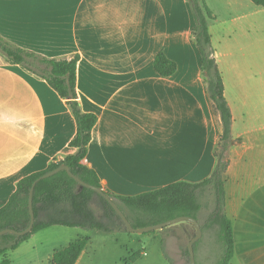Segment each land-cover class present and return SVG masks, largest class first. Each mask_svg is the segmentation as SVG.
I'll return each mask as SVG.
<instances>
[{"label": "crops", "instance_id": "0c3cea01", "mask_svg": "<svg viewBox=\"0 0 264 264\" xmlns=\"http://www.w3.org/2000/svg\"><path fill=\"white\" fill-rule=\"evenodd\" d=\"M206 2L216 16L210 31L233 112L225 174L235 244L230 264H264V77L256 61L264 18L251 0ZM193 23L188 0H0V34L8 41L48 58L80 56L78 99L98 116L85 164L105 190L124 196L201 182L216 166L222 123ZM161 51L177 64L171 76L154 67ZM76 132L67 99L0 51V208L23 177L74 153ZM46 229L58 237L34 242L27 264H48L74 234L87 236L77 227Z\"/></svg>", "mask_w": 264, "mask_h": 264}, {"label": "trees", "instance_id": "16d2710c", "mask_svg": "<svg viewBox=\"0 0 264 264\" xmlns=\"http://www.w3.org/2000/svg\"><path fill=\"white\" fill-rule=\"evenodd\" d=\"M264 7V0H251ZM192 16V35L201 55V70L207 82V92L214 108L221 117L222 133L216 149L217 163L208 178L201 182H175L164 187L134 196L117 195L105 190L115 199L119 207L135 227L161 223L178 216H191L199 220L203 236L194 244L198 263V251L207 244L214 256L212 264H230L235 244L233 224L225 211V174L229 168V151L233 143V112L225 96V84L215 55L210 31V22L216 18L206 0H188ZM0 51L8 59L23 65L29 71L43 77L67 99L77 122V132L70 142L76 148L63 160L52 162L45 170L23 177L8 202L0 208V230L26 228L31 220L29 192L40 175L67 164L86 182L102 187L97 172L85 164L92 131L98 116L85 112L77 92V66L80 56L71 58H48L21 48L0 34ZM154 67L161 76H171L177 64L161 51L154 60ZM97 199L103 208L96 210ZM36 220L33 230L22 236L7 233L0 236L2 264H11L9 253L18 248L36 232L53 225L80 227L104 232H131L110 204L99 192L81 185L66 170L40 180L34 192ZM90 237L83 236L71 241L66 247L57 249L51 264H76L88 245ZM188 255L189 248H186ZM209 255V254H208ZM138 255L134 254L130 261Z\"/></svg>", "mask_w": 264, "mask_h": 264}, {"label": "rangeland", "instance_id": "374dc122", "mask_svg": "<svg viewBox=\"0 0 264 264\" xmlns=\"http://www.w3.org/2000/svg\"><path fill=\"white\" fill-rule=\"evenodd\" d=\"M255 7L261 10V18H264V7L259 5ZM255 38L252 35L250 41ZM256 61L260 63V76L264 77V47L260 48L256 54ZM96 210L99 214L103 212L98 199ZM80 230L85 233L82 235H90L87 251L81 264H191L190 255L186 252L190 240L196 234V227L191 222H179L143 233L104 232L83 228ZM77 235L74 234L72 239L78 237ZM55 237L58 236L52 229L40 230L35 237L37 241L32 239L29 245L18 251L19 253L13 251L8 257L12 259V264H27L28 256L25 255L33 250L34 242L44 245L43 243ZM134 254L138 256L134 261H130ZM214 260L210 247L207 244L201 245L198 251V263L212 264Z\"/></svg>", "mask_w": 264, "mask_h": 264}, {"label": "water", "instance_id": "95a60500", "mask_svg": "<svg viewBox=\"0 0 264 264\" xmlns=\"http://www.w3.org/2000/svg\"><path fill=\"white\" fill-rule=\"evenodd\" d=\"M61 170H66L69 173V175L71 177H73L74 179H76L81 185L86 186L88 188H91V189L99 192L100 194H102L110 202V204L113 206V208L116 210V212L119 214V216L122 218V220L126 224L128 230L131 232L143 233V232H147V231H150L153 229H161L165 226L174 225V224H177V223L183 222V221H189V222L193 223L194 226L196 227V234L190 240L188 248H189V253H190L191 264H197L196 263L195 250H194V244L203 236V229H202V226H201V223L199 222V220H197L196 218L191 217V216L183 215V216H178V217L172 218L170 220H167V221H164L161 223L151 224V225H147V226H143V227H135L131 223L129 218L126 216V214L123 212V210L119 207V205L117 204L115 199L113 197H111L105 191L104 188L86 182L80 176L76 175L67 164H62V165H60V166H58V167H56V168H54V169H52L46 173L40 175L33 182L32 186L30 188V192H29V209H30V214H31V220H30L29 225L26 228L21 229V230H18L15 228L2 229V230H0V236L7 234V233H13V234H16L18 236H22V235H25L27 233H30L33 230L34 223L36 220L35 211H34L35 187L40 180L47 178V177H50V176L54 175L55 173H57Z\"/></svg>", "mask_w": 264, "mask_h": 264}]
</instances>
